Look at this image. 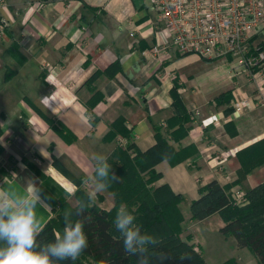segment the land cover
Returning <instances> with one entry per match:
<instances>
[{
  "label": "crops",
  "instance_id": "crops-1",
  "mask_svg": "<svg viewBox=\"0 0 264 264\" xmlns=\"http://www.w3.org/2000/svg\"><path fill=\"white\" fill-rule=\"evenodd\" d=\"M149 4L0 0V190L22 194L35 179L75 207L79 186L91 190L84 180L94 175L93 154L107 156L112 167L128 138L145 152L157 143L156 128L186 132L168 142L176 151L192 146L194 152L175 164L167 158L156 163L161 176L154 186L167 185L183 197L182 237L191 235L206 260L202 239L221 233L225 223L219 213L192 219L190 204L200 185L212 180L230 194L243 190L236 182L237 153L264 139V67L259 76L231 57L206 60L173 47L154 52L156 44L169 45L170 34ZM254 43L264 46V22ZM241 100L248 105L236 111ZM84 113L91 114L90 125ZM61 124L76 135L73 142L55 128ZM263 181L264 164L246 184ZM99 196L100 206L110 210V196ZM36 212L42 228L54 217L48 202ZM257 263L253 258L247 264Z\"/></svg>",
  "mask_w": 264,
  "mask_h": 264
},
{
  "label": "trees",
  "instance_id": "trees-1",
  "mask_svg": "<svg viewBox=\"0 0 264 264\" xmlns=\"http://www.w3.org/2000/svg\"><path fill=\"white\" fill-rule=\"evenodd\" d=\"M175 97L177 102L178 97ZM45 118L53 123L48 116L45 115ZM184 119L186 121L188 117ZM119 121L121 119L117 120ZM61 125V129L56 125L55 128L66 141L73 142L76 135L64 124ZM184 135L186 132L178 133L176 130L164 134L156 128L157 143L149 150L140 151L130 138L126 147L117 149L115 155L118 161L111 170L119 179L110 181L108 187L114 195V206L110 210L100 206L104 197L99 196L86 208L83 215H76L80 203L87 202V192L84 189L79 186L76 191L79 203L72 207L66 198H55L42 187V195L52 206L54 217L45 224L37 237L38 244L42 246L55 242L57 231L64 228L65 212L71 211L74 222H83L87 247L76 260L57 261L56 264H86V257L90 259V264H137L136 256L124 252L123 237L115 226L117 210L121 204H126L135 216L134 224L140 228L141 233L151 235L158 241L157 245L149 247L151 255L158 257L163 253L168 256L163 262L154 259L151 264H207L200 249L190 243L191 235L182 238L184 216L180 204L183 197L174 193L167 185L154 186L161 176L155 169L156 163L167 158L175 164L194 152L192 146L176 151L169 144L168 137L178 139ZM125 136L128 137V134ZM237 156L241 166L236 182L243 189L247 202L237 204L228 187L212 180L200 185L199 198L191 202L192 219H204L219 213L225 223L220 232L233 236L239 248H249L259 264H264V181L255 187L246 184L248 174L264 164V139L239 150ZM182 256L189 258L181 259Z\"/></svg>",
  "mask_w": 264,
  "mask_h": 264
},
{
  "label": "clouds",
  "instance_id": "clouds-1",
  "mask_svg": "<svg viewBox=\"0 0 264 264\" xmlns=\"http://www.w3.org/2000/svg\"><path fill=\"white\" fill-rule=\"evenodd\" d=\"M82 120L90 125L92 116L84 113ZM95 162L94 175L87 177L84 183L91 186L87 193V202H81L76 215H83L86 208L95 202L98 193L105 192L110 181L119 177L112 172L107 156L93 154ZM15 175V174H13ZM43 188L35 179H29L22 194H10L0 190V264H56L57 261L76 260L87 247V236L81 220L72 219L73 213L64 214L63 232L57 233L55 242L39 245L37 237L43 231L37 216V205H45ZM134 211V210H133ZM135 216L126 204H121L115 217L116 229L123 237V250L126 254L136 256L137 264H151L154 259L163 262L168 258L161 253L153 257L149 247L158 241L148 234H142L134 224ZM182 256L181 259H188Z\"/></svg>",
  "mask_w": 264,
  "mask_h": 264
},
{
  "label": "built area",
  "instance_id": "built-area-1",
  "mask_svg": "<svg viewBox=\"0 0 264 264\" xmlns=\"http://www.w3.org/2000/svg\"><path fill=\"white\" fill-rule=\"evenodd\" d=\"M149 10L170 34L169 45L156 44L154 52L173 47L206 60L231 57L250 74L263 75L264 46L254 43V36L264 22V0H150ZM246 105L241 100L234 108ZM231 196L237 204L246 200L241 189Z\"/></svg>",
  "mask_w": 264,
  "mask_h": 264
},
{
  "label": "rangeland",
  "instance_id": "rangeland-1",
  "mask_svg": "<svg viewBox=\"0 0 264 264\" xmlns=\"http://www.w3.org/2000/svg\"><path fill=\"white\" fill-rule=\"evenodd\" d=\"M105 194L110 196V199H112L111 203L113 204V207V192L107 189ZM58 232L62 234L63 230H59L57 233ZM205 235L206 236L204 240L202 239V241L205 243L203 246V252L206 257L207 264H247L250 260L256 258L254 253L249 248H244V250L238 249L233 236H226L222 233ZM82 255L83 254L81 253L80 256ZM84 261L86 264H90L91 262L87 257L84 258ZM257 264H259V262Z\"/></svg>",
  "mask_w": 264,
  "mask_h": 264
}]
</instances>
